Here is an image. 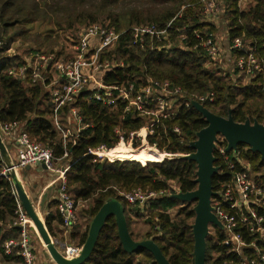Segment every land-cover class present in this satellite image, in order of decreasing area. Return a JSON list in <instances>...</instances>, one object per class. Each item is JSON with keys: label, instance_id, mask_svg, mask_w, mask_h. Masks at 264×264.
Returning a JSON list of instances; mask_svg holds the SVG:
<instances>
[{"label": "trees", "instance_id": "1", "mask_svg": "<svg viewBox=\"0 0 264 264\" xmlns=\"http://www.w3.org/2000/svg\"><path fill=\"white\" fill-rule=\"evenodd\" d=\"M224 21L230 35V41L241 39L245 45L251 44L257 56L264 60V0H252L251 6L241 10L239 0H225ZM203 3L201 0H0V125L20 124L35 143L53 149L54 157L62 165L72 164L67 177V190L78 205L89 203L88 209L78 215V223L72 232L77 247H83L88 239L91 222L102 207L110 201L121 203L125 209L129 235L135 242L152 240L170 264H195V223L196 201L182 202L175 199L178 193L189 194L198 190V164L185 158L195 153L191 145L198 140V134L208 123L194 107L186 108L184 103L191 95L203 96L214 93V102H207L205 109L216 116L232 119L244 124L255 121L264 122V72L249 84H243L236 73V81L230 74L224 75L216 67L207 66L209 61L202 39L216 35L217 29L203 22ZM166 42L152 41L144 37L134 42L132 29L135 27L154 26L165 30ZM33 23L53 25L58 31L67 33L63 36V51L54 53L56 60L71 59L72 51L66 45L67 39L76 44L79 31L93 25L124 32L115 47L102 53L103 61H115L120 66L105 76L108 85L129 86L134 84L139 89L148 77L169 82L181 88L186 98H178L176 115L161 118L153 127V133L146 139L151 146L165 152L167 156L157 154L144 147L139 152L128 150L116 155H108L113 160L97 161L88 155L90 149L105 146L114 148L120 141L117 131L129 140L132 133L140 131L152 117H139L134 111L125 113L126 103L119 101L114 108L97 102L91 92H85L74 104L83 118L79 140L65 146L60 133L55 128L54 105L49 94L39 85L21 83L9 69L23 63L21 57L7 56L16 38L37 44L41 52L46 42L52 44L59 39L33 33L27 28ZM71 32V33H70ZM186 33L183 44L188 51L179 49L181 34ZM70 37V38H69ZM41 39L45 43L41 42ZM170 44L168 50H155L158 46ZM143 45V46H142ZM42 53V52H41ZM234 56H239L235 53ZM70 108L61 111V121H66ZM151 112L157 110L156 103L148 107ZM178 129L179 133L175 132ZM137 140V138H136ZM138 141V140H137ZM201 145H198L201 160ZM227 145V142H225ZM241 158L251 164L254 172L264 171V160L259 153L253 152L245 144L238 146ZM65 154L67 157L64 158ZM231 153H229V156ZM214 166L222 174L213 178L212 199L218 197L223 184L234 178L235 172L227 169V164L214 150ZM232 158V156L230 157ZM122 160V161H121ZM58 162V161H57ZM56 162V163H57ZM3 163L0 156V174ZM174 186V187H173ZM140 190L144 194L161 192L164 196L150 199L146 208L139 204H129L123 193ZM14 187L10 181L0 177V250L6 263H22L16 255L5 254L3 245L11 239L7 229L14 227L17 202L13 195ZM58 211V210H57ZM59 214V212H58ZM52 217L46 218V227L53 237ZM59 221L62 218L59 214ZM82 220L87 225H82ZM140 220L147 226L143 234L133 229ZM6 231V232H5ZM218 237L216 252L225 254L220 245L222 236L209 233L206 240V264H237L231 256L215 259L210 256V236ZM18 237V235H17ZM83 264H157L152 253L141 250L128 253L121 241L116 217H109L99 235L91 256Z\"/></svg>", "mask_w": 264, "mask_h": 264}, {"label": "built area", "instance_id": "2", "mask_svg": "<svg viewBox=\"0 0 264 264\" xmlns=\"http://www.w3.org/2000/svg\"><path fill=\"white\" fill-rule=\"evenodd\" d=\"M203 3V22L212 25L217 29L216 35H210L202 39L196 34L197 39L202 40V46L209 59L207 66L216 67L224 75H232L236 81L238 77H247L248 83L256 80L264 72V60L258 58L256 50L251 44L245 45L241 39H235L232 43L228 30L226 39L220 41L218 29L223 25L225 15V0H201ZM240 9L246 10L249 6L248 0L239 1ZM245 5V6H242ZM158 30L154 26L135 27L132 29V36L135 43L149 37L152 41L166 42L168 40L167 30ZM117 32L100 25H93L82 29L79 32L77 43L73 47V57L71 59L56 60L54 53H33L24 59L23 63L9 69V74L21 81V83H31L42 87L50 96L54 105V123L56 130L63 138L65 146L76 143L82 131L83 118L77 107L74 106L77 99L85 92H91L95 100L103 106L114 108L119 101L125 102V113L136 112L139 117H152L151 123L140 131L132 133L130 139H138L142 132L153 133L154 125L161 118L166 119L179 112L175 109L178 98H186L184 91L179 87H174L169 82H162L148 77L145 83L136 89L134 84L129 86L108 85L105 76L118 68L120 64L115 61H103L101 55L106 50L115 47L120 37L126 33ZM186 33L181 34L179 49L188 51L183 42L186 41ZM143 46V45H142ZM167 44L158 46L155 50L170 49ZM12 48H10L11 50ZM235 53L239 56H234ZM230 54V57H228ZM233 61V63H231ZM247 83V84H248ZM264 87V84H263ZM184 103L186 108L194 107L193 103L203 105L213 102L215 94L203 96L191 95ZM151 103H156L157 110L151 112L148 107ZM69 107L66 121H61V111ZM120 142L124 137L120 131ZM175 132L179 133L176 129ZM0 133L3 140L12 139L18 142L16 159H12L15 170H24L35 165H44L46 171L56 174L57 180V209L62 218V224L66 229L74 228L78 223V205L69 195L67 190L66 173L72 164H65L62 168H57V161L54 157L53 149L45 147L32 141L25 131L24 125L10 124L0 125ZM134 137H136L134 139ZM219 142L217 150L219 155L227 164V169L235 172V168L240 167V171L234 173V178L221 186L218 197L212 199V214L218 220L219 225L213 227L211 234L222 236L220 245L224 252H218L215 259L224 256H231L233 262L237 264H264V171L254 172L251 164L241 158V151L237 148L231 152L227 151L228 143ZM105 146L97 149H90L88 155L94 156L97 161L103 160L118 161L111 159L108 154L112 152ZM229 153L231 155L229 156ZM232 156V158H230ZM67 157L65 154L64 158ZM2 171L0 177H4L11 182L10 170L1 164ZM222 174V171L219 172ZM180 192L179 189L176 190ZM13 195L17 202L16 221L14 227L18 229V237L11 238L3 245L5 254L16 255L22 259L24 264H38L33 240L30 235V217L24 209L17 193L14 189ZM165 193L144 194L137 190L125 195L129 204H139L141 208H146L150 199L164 196ZM82 248L67 246L62 255L70 260L77 259ZM228 262L225 261L224 264Z\"/></svg>", "mask_w": 264, "mask_h": 264}, {"label": "water", "instance_id": "3", "mask_svg": "<svg viewBox=\"0 0 264 264\" xmlns=\"http://www.w3.org/2000/svg\"><path fill=\"white\" fill-rule=\"evenodd\" d=\"M194 108L199 111L203 117L206 119L208 126L198 134V140L194 142L191 147L195 150V153L185 156L189 160H193L198 164V190L189 194H182L178 192L174 198L182 202H197L195 212L196 218L193 226V234L195 238V264H206V240L209 235V225H219L218 220L212 214L211 201L214 196L213 193V178L218 174L219 170L214 166L215 157L214 150L216 149L215 143L217 142L216 137L219 133L225 136V139L228 143L227 151L231 152L236 150L239 145L245 144L251 148L253 152L259 153L264 160V144L261 141L255 140L254 137L247 134H242L236 132L234 129L228 127L218 128L213 136L210 139V142L207 145L206 149V175L205 180H203V165L201 163L199 154L198 145L202 142L205 131L212 126L214 122L223 121L230 124V126L243 127L246 130L253 131L260 135L264 136V128L261 126L251 127L250 122L245 124L236 123L232 117L225 119L216 115L209 116L203 106L198 103H193ZM207 151L209 153V158L207 160ZM0 156L2 158L5 166L10 170L11 183L17 193L18 198L20 199L24 209L26 210L31 221L35 223V226L39 230V233L42 237V240L45 242V246L49 249V252L53 254L55 262L57 264H83L89 259L92 254V251L96 245V242L99 238V235L102 231V228L106 220L111 217H116V222L119 229V235L122 241V244L125 250L128 253H135L141 250H147L152 253L156 259L157 264H170L167 259L163 256L158 246L152 240H146L142 242H135L129 235L128 224L125 216V209L123 205L117 201L107 202L100 212L96 215L93 220V223L90 228L88 239L83 246L80 256L75 260H69L64 257L58 248L55 246V243L52 240V237L46 227V224L42 222L38 214L35 211V208L30 201L27 192H25L18 181L16 176V170L13 167V162L11 156L5 146L3 137L0 133ZM42 169L47 170L44 165H40ZM51 254V255H52Z\"/></svg>", "mask_w": 264, "mask_h": 264}, {"label": "rangeland", "instance_id": "4", "mask_svg": "<svg viewBox=\"0 0 264 264\" xmlns=\"http://www.w3.org/2000/svg\"><path fill=\"white\" fill-rule=\"evenodd\" d=\"M248 2H249V6L247 7V9L251 6L252 0H248ZM242 6H245V5H242ZM27 28L30 29L33 33H40L43 36L42 38H46V36H51L50 37L51 39H55L57 37V35L59 34L58 35L59 39H55L52 44H49V46H48V43L46 42V45L41 48L42 53H46V52L49 53L51 50H55L54 53L63 51V47L65 46V41L63 39V36L66 34H69V32H67V33L60 32L53 25H48L46 23H33V24L28 25ZM226 31H227V27L225 25H223L221 28L218 29V37H219L220 41L226 39V35H225ZM70 39H67L68 42L66 43V45L69 46V50L72 51V53H73V47H74L75 43L72 44L73 41H71ZM41 42L45 43V41L43 39H41ZM39 47L40 46H38L37 44H33L30 41H25L24 39L16 38V41L13 42L12 47H11L12 49L8 51L7 56H9V57L10 56L11 57L12 56L13 57L18 56V57H21L22 60L24 61L25 58L31 56V54H33V53H41V52L31 51V50H37V49H39ZM228 57H230V54H228ZM231 63H233V61ZM210 68H212V67H210ZM242 82H243V84H247L248 78L246 76L242 77ZM213 102H214V100H213ZM201 106L204 107V105H201ZM206 112L208 113L209 116L215 115L213 111L207 110ZM256 124H258L257 126H261L264 128V122L261 123V122L255 121L254 123H250L251 127H255ZM138 137H139L137 139L138 141L135 139L136 137H134L135 140H131V139L125 140V138H124V141H121V142L119 141L118 144L113 149H116L119 146L123 145L124 147L131 148L135 151H140V150L144 149V147L152 148V149L159 151L155 146H151L148 143V141L146 139V134L144 132H142L141 135H139ZM216 140H217V142L215 143L216 148L218 147L219 142H222V140L226 141L225 136L222 134V132L217 135ZM159 152L161 154H163L164 157L167 156L165 154V152H161V151H159ZM63 166L64 165H62L60 163V161L57 162V165H56L57 168H62ZM29 185H30V183H29ZM24 186L27 189L26 184H24ZM128 193H130V192H128ZM128 193H123V196L125 197V195H127ZM88 206H89V203L79 202L78 203V215L81 216L83 211L88 209ZM92 223H93V221L91 222V225H92ZM87 224H88L87 221L82 220L83 226H86ZM211 225H213V224H211ZM211 225H209V228H208L209 233L213 229V227L211 228ZM146 229H147V226L144 224V221L140 220L139 223L137 224V226H135L133 230L136 233L143 234L146 231ZM33 230L34 229L32 228L30 235H31L32 240H33V245L35 248L37 260H39V262L40 261L43 262V264H50L51 260H54L55 257L53 258V256L49 252V249L47 248V246L44 247V245H42V242L45 244V242L42 241V237H40L41 238L40 239L39 237H37V235L35 236L33 233L34 232ZM217 244H218V237L213 236V235L210 236V246H211L210 256L212 258H215L218 254V252H216ZM76 245H77L76 243H73V245H71V246H76ZM65 249H66V247H64L62 249L60 248L58 250H59V252H61V251H64ZM0 262H2L1 250H0Z\"/></svg>", "mask_w": 264, "mask_h": 264}, {"label": "crops", "instance_id": "5", "mask_svg": "<svg viewBox=\"0 0 264 264\" xmlns=\"http://www.w3.org/2000/svg\"><path fill=\"white\" fill-rule=\"evenodd\" d=\"M4 143L11 158L16 159L17 151H18V142L16 141V139L12 140L8 138V140H5ZM17 178L21 188L25 192H27L28 197L35 208V211L38 214L39 218L42 220V222L46 224L45 219L52 217L50 223L54 234L52 240L55 243V246L58 249L60 248L62 249L64 247L73 245L74 240L72 238V232L75 230V228L66 229L61 223V221H59L58 219L59 217L57 211L58 187H57L56 174L53 175V173H50L42 169L41 166L35 165L26 168L24 170H18ZM23 183L26 184L27 189L25 188ZM174 189L178 190L177 187H174ZM32 228L34 229L33 230L34 235L35 236L37 235V237L40 238L41 235L39 234V230L31 222V229ZM6 233L9 235V237L12 238H17L18 235L17 230L13 228L7 229ZM42 245H44L45 247V244L43 242ZM0 264H22V263H17V262L6 263L2 260ZM38 264H43V262L41 261L39 262L38 260ZM50 264H57V263L54 260H51Z\"/></svg>", "mask_w": 264, "mask_h": 264}, {"label": "bare ground", "instance_id": "6", "mask_svg": "<svg viewBox=\"0 0 264 264\" xmlns=\"http://www.w3.org/2000/svg\"><path fill=\"white\" fill-rule=\"evenodd\" d=\"M221 127H228V128H231V129H234L236 132L238 133H242V134H247L249 136H252L255 138V140H258V141H261L263 144H264V136L263 135H260L258 133H255L253 131H249V130H246L245 128L243 127H238V126H230V124H228L227 122H223V121H217V122H214L212 124V126H210L204 133V136H203V139H202V145H201V163L203 165V180H205V175H206V149H207V145L208 143L210 142V139L211 137L213 136L214 132L218 129V128H221ZM146 149H150V150H153L155 151L157 154H161L159 151L155 150V149H152V148H146ZM128 150H133L131 148H126L124 147L123 145L119 146L118 148L116 149H113L112 152H110L108 155H116V154H119V153H122V152H126ZM135 151V150H134ZM141 151V150H140ZM136 152H139V151H136ZM163 155V154H161ZM209 158V153L207 151V160ZM16 176L18 175V170H16ZM31 219H30V223H31ZM32 224L35 226V223L32 222ZM62 254V253H61ZM53 256V255H52ZM54 257V256H53ZM70 260V259H69Z\"/></svg>", "mask_w": 264, "mask_h": 264}]
</instances>
